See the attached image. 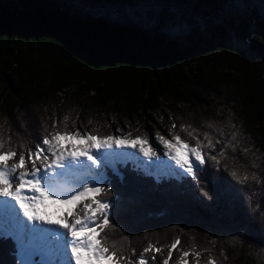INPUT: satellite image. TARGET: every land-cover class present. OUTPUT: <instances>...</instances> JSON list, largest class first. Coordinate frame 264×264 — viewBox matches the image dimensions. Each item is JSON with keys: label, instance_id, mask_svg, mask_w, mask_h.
<instances>
[{"label": "trees", "instance_id": "trees-1", "mask_svg": "<svg viewBox=\"0 0 264 264\" xmlns=\"http://www.w3.org/2000/svg\"><path fill=\"white\" fill-rule=\"evenodd\" d=\"M161 109L174 135L212 140L199 181L106 171L104 243L136 261L179 238L181 254L264 264V0H0L4 150L34 149L54 122L104 136ZM14 247L0 234V264H19Z\"/></svg>", "mask_w": 264, "mask_h": 264}, {"label": "snow or ice", "instance_id": "snow-or-ice-1", "mask_svg": "<svg viewBox=\"0 0 264 264\" xmlns=\"http://www.w3.org/2000/svg\"><path fill=\"white\" fill-rule=\"evenodd\" d=\"M68 119L64 117L65 121ZM52 127L53 131L34 149L22 145L26 150L19 153L11 146L4 150L0 139V232L11 236L22 251L29 247L34 252L46 250L51 254V264H122L128 258L110 250L104 243L107 237L101 236L105 229L115 226L109 219L112 205L100 198L106 190L99 185L108 180L105 168L127 153L108 150L134 149L147 161L158 158L157 151L148 136L132 138L131 133L125 134L119 128V135L101 136L69 130L66 124L63 130H58L55 122ZM188 127L181 126V131L188 132L194 145L179 134L166 138L157 132L156 140L163 145L164 156L179 170L169 167L171 174L199 181L198 173L206 163L203 149L212 148L213 143L205 133L208 143L204 145L194 134L196 129L188 131ZM101 152L103 155L98 158ZM211 159L219 164L216 156ZM230 174L239 183L247 179H241L235 171ZM179 243V238L172 242L162 264H169L172 250ZM150 250L162 251L150 243L143 253ZM143 253L136 261L128 260V264H148ZM189 255V251H182L184 264H188ZM196 255L199 257L200 253ZM209 264L215 262L210 260Z\"/></svg>", "mask_w": 264, "mask_h": 264}, {"label": "rangeland", "instance_id": "rangeland-1", "mask_svg": "<svg viewBox=\"0 0 264 264\" xmlns=\"http://www.w3.org/2000/svg\"><path fill=\"white\" fill-rule=\"evenodd\" d=\"M168 124V118L166 113L161 109L154 115H149V117L145 118L144 122H128L123 119H117L112 121L111 127L112 135H119L120 133L116 132V129H122L125 134L131 133V137L134 138L136 136H148L149 142L152 145V147L157 151L158 158H154L153 161H147L146 158L141 156L136 150L134 149H114V150H108V151H119V152H126V157L123 159H119L118 164H124L127 160L133 161L134 164L138 166H143L148 171L150 169L157 170L156 168L159 162L168 163L165 167V169L162 167L161 171L163 174L169 173L171 176H175L169 172V167L175 171H179L176 169V166L174 163H169V159L164 156V147L163 145L159 144V142L156 140V133L160 132L162 135H165L166 138H171L174 133L170 131L169 127L164 124ZM103 153L101 152L98 154V158L102 156ZM18 159V156H17ZM117 163V161H115ZM90 163V162H89ZM114 160L112 164L110 165L113 172H115V168L113 166ZM151 165V167H149ZM30 167V165H29ZM151 170V171H152ZM151 175H154L151 172ZM81 207V211L82 206ZM52 211H54L53 208H51ZM51 211V210H50ZM48 227H56V226H48ZM16 247L18 249L19 253V260L21 264H35V257H40V263L41 264H51V254L47 253L46 250L41 249L40 251H33L31 247L24 249L23 251L19 247V245L16 242ZM169 250L161 251V252H155V251H149L144 254L145 259L148 261V264H162V262L168 257ZM153 257H155V260H153ZM184 257L181 253L172 250V257L169 260V264H184ZM188 264H209V260L207 255L200 254L199 257L197 256H190L187 258Z\"/></svg>", "mask_w": 264, "mask_h": 264}, {"label": "bare ground", "instance_id": "bare-ground-1", "mask_svg": "<svg viewBox=\"0 0 264 264\" xmlns=\"http://www.w3.org/2000/svg\"><path fill=\"white\" fill-rule=\"evenodd\" d=\"M159 163H160V162H159ZM50 210L52 211V209H51V208L49 209V211H50ZM46 227H48V226H46Z\"/></svg>", "mask_w": 264, "mask_h": 264}, {"label": "clouds", "instance_id": "clouds-1", "mask_svg": "<svg viewBox=\"0 0 264 264\" xmlns=\"http://www.w3.org/2000/svg\"><path fill=\"white\" fill-rule=\"evenodd\" d=\"M190 256H193V255L190 254Z\"/></svg>", "mask_w": 264, "mask_h": 264}]
</instances>
